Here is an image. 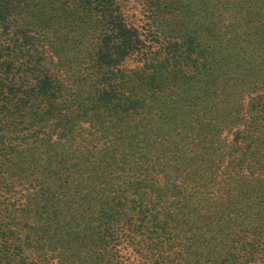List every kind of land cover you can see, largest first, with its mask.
I'll return each mask as SVG.
<instances>
[{"label":"rangeland","instance_id":"374dc122","mask_svg":"<svg viewBox=\"0 0 264 264\" xmlns=\"http://www.w3.org/2000/svg\"><path fill=\"white\" fill-rule=\"evenodd\" d=\"M206 1L162 0L153 7L161 13L156 16L144 0H120L138 34L159 36L157 42L145 40L152 47L128 55L121 66L128 74L122 82L96 73L91 55L108 31L92 27L83 3L23 2L35 6L30 9L33 18L43 21L38 31L47 59L42 63L61 86L55 105L69 120L55 114L47 132L35 135L30 121L43 116V105H27L16 114L7 110L6 116L0 108V220L7 231L0 232L5 235L0 241L7 252L16 245L22 251L11 264H147L130 244L136 238L137 215L119 206L120 197H135V185L152 194L157 215H168L169 223L156 234L164 245L157 253L161 264H264V166L253 165L255 178L248 181L253 188L242 185L247 176L236 173V165L227 166L239 155L236 143L245 138L264 165V48L260 39H251L238 52L250 51L252 59L213 61L221 52L233 51L237 39L227 27L232 19L228 2L208 0L211 7L201 14L199 4ZM243 1L254 11L256 31L264 33V0ZM179 21L186 31H173ZM177 36L185 37L181 50L205 55L206 63L189 65L192 56L176 63L168 46ZM227 68L231 72L225 82L246 79L247 91L208 99L206 113L194 115L196 128L187 133L182 109L192 105V89L184 83L199 87L208 72L218 81ZM106 83L117 89L115 104L101 98ZM127 99L136 107L128 110ZM10 121L18 125L16 132ZM215 162L226 164L209 186L191 181L196 167ZM51 171L56 172L53 178H70V209L54 197L61 215L57 224L49 220V203L41 198L40 182L48 181ZM216 181L220 187L214 186ZM51 237L52 243H72L56 249ZM41 246L45 249L36 253Z\"/></svg>","mask_w":264,"mask_h":264},{"label":"trees","instance_id":"16d2710c","mask_svg":"<svg viewBox=\"0 0 264 264\" xmlns=\"http://www.w3.org/2000/svg\"><path fill=\"white\" fill-rule=\"evenodd\" d=\"M24 1H35V0H0V101L4 108V115L6 116L7 110H15L13 114H16L23 110V108L34 106L35 104L43 105L46 110L43 116L37 114L35 118L30 121V126L34 128L35 135L40 132H47V126L49 125V120L51 117L59 116V118L67 119V115L62 116L59 109H56V98L61 90V86L56 84L55 81L50 77L47 70L44 68L46 57L44 58L43 49V37L41 36L42 31H38L39 27L42 26L43 21L40 16L38 19H34L30 12V9L34 10L35 6L31 4H23ZM40 1V0H39ZM58 1V0H57ZM80 4H84V10L87 14V19L90 21L93 28L100 26L104 31H108L106 37L100 40L97 51H93L91 58L96 61V73L97 70L101 72L102 75L107 73L111 74L115 81L122 82L127 77V72L125 69H121L123 64H126L129 60L130 55L135 50H140L142 47H152L147 45L145 40H150L151 42H157L159 40L158 35H151L150 38L145 35L138 34V28L132 27L126 16V9L122 7L120 0H77ZM224 1L228 2V8L232 13V19L227 23L229 31H233L237 43L232 50H225L221 52L219 57H213V61L228 60L232 57H237L238 62L245 57L252 59V52H238L239 49L243 48L252 41H258L262 44L264 48V33L259 34L258 26L255 25L254 11L245 7L243 5V0H221L218 4H223ZM115 2L119 3L115 5ZM167 2V0H166ZM146 6H151V8L157 6L158 4H163L162 0H144ZM217 4V5H218ZM211 5L208 0L205 3L199 4V13L207 12ZM42 9V8H41ZM156 16H160V11L154 9ZM14 13H17V18L15 20ZM35 16V15H34ZM93 22V23H92ZM174 27V28H173ZM173 31H186L185 26L179 21L177 24L172 25ZM199 25L195 31H198ZM240 31H243L241 33ZM162 36V35H161ZM169 37L168 35L165 36ZM177 39L170 44V48H173L171 55L172 59H175L176 63L182 60H186L187 57L192 56L189 65L202 66L206 63L205 55L193 56V52L186 49L181 50V42L185 40V37L177 36ZM240 44V45H239ZM171 51H169L170 53ZM61 53V52H60ZM138 54V53H137ZM211 54V53H210ZM146 55V51H145ZM212 55V54H211ZM212 57V56H211ZM189 59V58H188ZM120 69V70H119ZM231 72L230 68L221 71L220 79L217 81L214 79V75L210 72L206 73L205 79L201 81L199 87L192 86L188 82L184 84L185 88H191L192 94L190 95V100L192 105L188 109H182L183 123L187 133H191L193 129L192 122L194 115L197 114L200 117L201 111L206 113L207 108L204 103L208 99L217 98L218 94L224 93H239V96L247 91L248 85L245 80L242 81H227L225 78L228 73ZM264 73V71H263ZM261 76V75H260ZM218 77V78H219ZM232 80V78H231ZM262 89H264V78L260 81ZM111 83H106L101 95L102 100L108 101L115 104L117 96V89L111 88ZM109 90V91H108ZM107 91V92H106ZM111 91L113 93H111ZM105 93L107 99L105 97ZM128 106V110L136 107L133 102L129 99L125 102ZM236 105V104H235ZM2 112V111H0ZM13 131L18 130V125L15 122L9 124ZM197 125V124H196ZM63 135L59 136V139ZM3 138L0 137V142ZM248 139L245 138L243 142L236 143V151L239 152L237 159L232 160L227 164L231 166V163L236 165L232 166L236 173H241L240 175L247 176L243 182L247 188H253L254 185L249 183V178H255V170H253V165L263 168V160L260 156H256L258 152L252 151L250 148L251 144L247 143ZM254 155V158H250ZM54 158V157H53ZM60 163L67 162L61 157H55ZM226 163H212L203 168L202 166L196 167L194 172L191 174V181L198 182V185H204L207 182V186L211 184L212 180H216L217 176L220 174L218 169L224 168ZM246 170V172H245ZM58 170L51 171L50 176L46 178L45 182H40L42 187L41 198L45 203H49V206L45 208L46 212L50 213V221L54 224L59 223L61 217L59 212V207L57 206L55 199H60L64 204H69V209L71 206V198L66 197L71 189L70 178L60 177L53 178L51 175ZM224 172V171H223ZM227 172V171H225ZM52 182L53 186L49 184ZM220 181H216L214 186L220 187ZM129 188H134V185H130ZM237 188L243 190V187L239 184ZM59 190V195H56V190ZM39 191V190H38ZM147 190L141 191L137 185L135 189H132L135 197L132 198L129 195L119 198V206H125L130 212L133 210L137 215L138 223L136 224V238L130 241L131 246L136 252L141 254L140 260L142 262L147 260V264H161L157 257L158 251L164 248L162 242L157 241V232L163 230L169 223L168 215L165 217H160L152 210V204H150L152 194ZM55 197V199H54ZM131 198V199H130ZM63 204V205H64ZM133 204V205H132ZM53 207V208H51ZM69 211V210H68ZM160 212V211H159ZM163 213V212H160ZM225 219V218H224ZM0 232H7L4 229V225L0 220ZM5 237L3 233H0V240ZM51 237L49 241L52 243ZM72 242L60 239L57 243H52L54 247L65 248L68 244ZM3 244L0 241V264H11L14 256H21L22 251L19 247L12 250L6 251L5 247L3 249ZM45 249L44 246L36 249V253L40 250ZM30 252V250H28ZM148 254V255H146ZM143 255V257H142ZM155 258V261H148L151 257ZM129 259V258H127ZM120 264H140L139 260H120ZM118 263V264H119Z\"/></svg>","mask_w":264,"mask_h":264}]
</instances>
